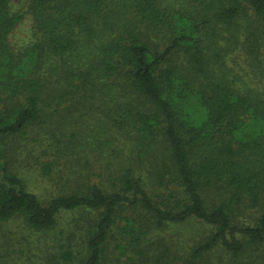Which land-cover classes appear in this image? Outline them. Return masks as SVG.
<instances>
[{
	"label": "trees",
	"instance_id": "1",
	"mask_svg": "<svg viewBox=\"0 0 264 264\" xmlns=\"http://www.w3.org/2000/svg\"><path fill=\"white\" fill-rule=\"evenodd\" d=\"M0 264H264V0H0Z\"/></svg>",
	"mask_w": 264,
	"mask_h": 264
},
{
	"label": "rangeland",
	"instance_id": "2",
	"mask_svg": "<svg viewBox=\"0 0 264 264\" xmlns=\"http://www.w3.org/2000/svg\"><path fill=\"white\" fill-rule=\"evenodd\" d=\"M12 9L15 11H18L20 14H24V7L15 3L12 5ZM31 26V21L28 15H23V19L21 22H19L16 27L14 28L12 34L10 35L9 42L11 45L18 47L20 44H24L29 37V28ZM232 64V67H234L237 70V67L242 64L241 59L237 56L231 57L229 60V65ZM30 180V179H29ZM28 189L32 192L38 195L41 198H45L48 196V193L50 195L53 193L50 191V186L48 182H40L36 179H31L28 183ZM73 216L71 215H62L59 220V224L62 225L66 222H69L72 219ZM19 224L13 223L10 227L17 228ZM18 232V230H16ZM15 240V239H14ZM16 246V245H15ZM16 248V247H15Z\"/></svg>",
	"mask_w": 264,
	"mask_h": 264
}]
</instances>
